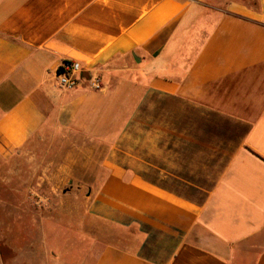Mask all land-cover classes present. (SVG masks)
Instances as JSON below:
<instances>
[{
    "label": "crops",
    "instance_id": "0c3cea01",
    "mask_svg": "<svg viewBox=\"0 0 264 264\" xmlns=\"http://www.w3.org/2000/svg\"><path fill=\"white\" fill-rule=\"evenodd\" d=\"M46 135L104 151L13 264H264V0H0V156Z\"/></svg>",
    "mask_w": 264,
    "mask_h": 264
},
{
    "label": "rangeland",
    "instance_id": "374dc122",
    "mask_svg": "<svg viewBox=\"0 0 264 264\" xmlns=\"http://www.w3.org/2000/svg\"><path fill=\"white\" fill-rule=\"evenodd\" d=\"M31 145L4 158L0 156L1 264H13L18 249L22 250L20 254L16 253L21 262L24 255L28 257L26 248L32 226L43 225L46 219L51 218H59L53 225L58 224L62 228L79 223L74 216L60 215L59 211L75 206L76 192L87 193L89 185L82 181L92 173L93 160L104 151L99 142L80 135H46ZM74 229L69 236L71 243L76 239ZM56 234L59 238L50 240L56 243L59 239V246H62L64 233L59 231L54 236ZM76 247L74 244V252ZM36 260L45 261L41 253Z\"/></svg>",
    "mask_w": 264,
    "mask_h": 264
},
{
    "label": "built area",
    "instance_id": "2783aa9c",
    "mask_svg": "<svg viewBox=\"0 0 264 264\" xmlns=\"http://www.w3.org/2000/svg\"><path fill=\"white\" fill-rule=\"evenodd\" d=\"M81 71V65L77 61L65 62L56 72L58 83L62 87L73 88L78 84V73ZM92 86L100 88L102 82L98 76L92 78Z\"/></svg>",
    "mask_w": 264,
    "mask_h": 264
}]
</instances>
